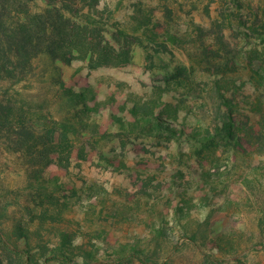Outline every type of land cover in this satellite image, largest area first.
Segmentation results:
<instances>
[{"label": "rangeland", "instance_id": "374dc122", "mask_svg": "<svg viewBox=\"0 0 264 264\" xmlns=\"http://www.w3.org/2000/svg\"><path fill=\"white\" fill-rule=\"evenodd\" d=\"M96 11L98 50L42 53L0 82L2 106L36 128L71 120L76 134L44 165L41 146L17 151V130L0 126V264H264V0H100ZM71 91L96 118L76 117ZM50 248L55 259L42 257Z\"/></svg>", "mask_w": 264, "mask_h": 264}, {"label": "trees", "instance_id": "16d2710c", "mask_svg": "<svg viewBox=\"0 0 264 264\" xmlns=\"http://www.w3.org/2000/svg\"><path fill=\"white\" fill-rule=\"evenodd\" d=\"M32 1L34 0H0V82L26 75L32 59L39 54H47L52 60L68 62L79 54H90L98 50L103 38L105 30L97 20L96 11L100 0H45L46 6L40 12L32 11ZM69 95L74 109L79 113L76 117L81 122L86 118H96V115L87 112L81 91H71ZM1 103L0 101V126H12L17 130L10 140L17 151L26 150L30 155L32 149L41 146L46 160L44 165L57 162L53 155H59L63 150L69 154L72 139L68 132L73 137L76 135L75 125L71 120H38L40 128H36L33 125L36 121H24V115L12 111L8 105L2 106ZM129 111L133 119L152 124L153 132L176 136L175 130L169 129L160 115L155 116L135 107L129 108ZM117 122L125 129L132 126L126 120L117 119ZM36 132L43 133V138L35 140ZM44 181L54 187L59 185L53 178ZM178 217L183 221L191 219L188 213H180ZM124 249L136 251V246L126 244ZM56 252V248H50L43 252L42 257L46 258L51 253L52 258L48 259H55Z\"/></svg>", "mask_w": 264, "mask_h": 264}]
</instances>
